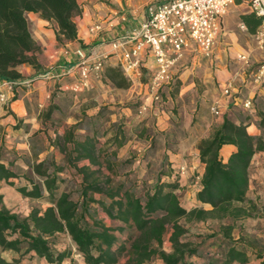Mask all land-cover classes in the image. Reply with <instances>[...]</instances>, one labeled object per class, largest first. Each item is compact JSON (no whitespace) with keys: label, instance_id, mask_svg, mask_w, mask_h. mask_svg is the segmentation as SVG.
<instances>
[{"label":"crops","instance_id":"crops-1","mask_svg":"<svg viewBox=\"0 0 264 264\" xmlns=\"http://www.w3.org/2000/svg\"><path fill=\"white\" fill-rule=\"evenodd\" d=\"M169 1L172 0H78L79 12L73 17L77 27L74 40L59 35L55 21L46 20L36 12H27L29 30L39 47L36 55L40 67L18 66L22 77L17 81L38 76L48 69L69 67L80 60L79 50L87 55L106 54L105 73L107 68L118 66L117 58L110 54L111 43L136 31L149 4ZM248 13L252 12L246 2L238 0L231 4L224 15L223 28L212 55L205 57L188 51L171 68L174 79L163 90L164 100L170 109L153 102L146 92V79L155 66L152 57L146 59L142 79L131 81L134 86L141 87L140 91L144 88L143 97L149 96L145 103L149 106L148 115L154 120L156 141L152 146L146 140L127 139L119 148L118 156L131 154L136 157L125 171H132L141 183L145 180L154 183L162 169L174 170L181 183L177 194L187 210L212 209L210 204L199 201V190L192 187L191 175L195 168L204 175L206 164L201 160V144L211 139L225 119L235 125H245L249 134L264 143V81H255V73L264 62V49L256 40L257 31L251 33L243 22L242 15ZM96 25L100 28L95 29ZM242 56H247L248 61ZM72 82V78L57 81L38 79L31 86L20 83L12 88H0V92L5 94V101H0V163L17 174V177L10 178L15 181L14 186L0 180V207L27 217L40 203L43 204L41 210L50 206L45 199L27 197L17 190V184L31 187L29 180L22 175L29 174L34 181L42 182L33 170L34 163L47 157L56 163L65 161L64 154L52 144L57 134L63 135L85 116L95 114L102 105L119 104L126 99L121 89L110 87L102 78L92 77L89 88L78 93L65 89ZM228 85L232 88L231 96L224 93ZM248 98L253 99L251 109L242 105ZM213 108H217L220 114H214ZM113 116L112 122L118 117L116 114ZM77 132L85 131L78 129ZM38 137L44 141L40 148L36 147ZM236 150L235 145L224 144L219 157L227 163ZM84 164L89 162L80 163ZM183 165L188 166L189 171L180 175L178 170ZM237 206L246 214L205 219L207 223L213 220L218 228H203L193 233L187 224V228L190 227L187 240L191 238L189 243L200 252V256H191L190 261L200 263L209 260L208 252L210 255L219 254V258L224 259L228 250L236 247L245 250L248 260L233 264L264 262V149L258 150L251 160L246 201ZM250 234L255 236L248 241L246 237ZM72 247L74 253L60 264H86L84 257L75 253ZM30 255L31 258L22 260L21 264H59L49 263L34 253Z\"/></svg>","mask_w":264,"mask_h":264},{"label":"trees","instance_id":"trees-1","mask_svg":"<svg viewBox=\"0 0 264 264\" xmlns=\"http://www.w3.org/2000/svg\"><path fill=\"white\" fill-rule=\"evenodd\" d=\"M27 12H36L46 20L55 21L59 35L65 39L77 38L73 17L79 12L78 0H0V80H19L22 74L17 67L23 64L40 67L36 55L39 47L29 30ZM242 19L251 33H255L262 23L261 17L254 13L244 14ZM100 78L110 87L128 88L131 83L119 66L107 68ZM141 105L142 102L139 108ZM106 109L103 107L95 114L85 116L63 135H56L52 144L64 154L63 165L47 157L33 165L42 182L29 180L31 187L17 184V190L23 195L45 199L50 206L44 210L34 209L24 218L0 207V252H14L12 261L0 257V264H21L22 260L31 258V253L49 263H62L71 251L56 253L50 241L51 237L61 233L70 237L76 253L84 257L86 264H118L119 256L128 249L127 264H146L153 257L160 258L164 264L247 262L245 250L236 247H231L224 259L219 258V254H207L209 260L200 263L190 261L191 256H200V252L191 243L182 241L187 228L180 220L192 222L245 214L237 204L246 201L249 166L254 154L264 149L263 141L249 134L245 125H235L225 119L211 139L203 141L200 147L201 160L206 166L198 199L201 203L210 204L212 209L187 210L177 194L181 187L179 175L172 169H162L157 180L141 191L136 188L141 183L140 179L135 176L133 181L132 171L124 172V178L118 180L116 186H112L110 177L106 176V181H103V176L97 175L102 169L117 173V168L127 169L135 161L118 164V150L127 141L121 127L106 142L101 143L98 139L96 120L102 118ZM78 129L85 132L78 133ZM224 144L237 147L227 163L219 157ZM82 161L89 164L80 165ZM94 166L97 168L93 169ZM68 168L80 177L77 200L72 192L62 189L59 184V181H66L59 175L69 172ZM15 177L16 173L0 163V180L14 186L15 181L10 178ZM92 194H100L101 198L97 199ZM99 210L120 225H106L97 218ZM125 227L137 234L129 235L123 244H119L118 232ZM169 228L172 229V251L166 252L162 245ZM126 243H130V248Z\"/></svg>","mask_w":264,"mask_h":264},{"label":"built area","instance_id":"built-area-1","mask_svg":"<svg viewBox=\"0 0 264 264\" xmlns=\"http://www.w3.org/2000/svg\"><path fill=\"white\" fill-rule=\"evenodd\" d=\"M238 0H172L169 2H154L146 7L145 18L136 31L125 39H117L111 43V55L118 60V66L124 75L132 82L144 76V64L147 57L154 60V69L146 79V88L151 100L157 104H165L163 97L164 87L170 85L174 79L171 68L184 57L188 51L196 55L210 57L214 46L223 28V18L228 7ZM246 2L252 13L261 17L255 37L264 49V0H240ZM245 27L244 25L242 26ZM100 28L99 25L95 29ZM80 60L75 64L62 69H48L38 76L27 78L23 81H0L1 87L12 88L15 84L23 83L31 86L38 79L60 80L72 78L73 82L66 85L65 89L78 93L89 88L91 78H100L107 59L106 54L87 55L82 50L78 51ZM248 61L247 56H242ZM255 81H264V62L255 73ZM227 96L232 95L231 85L224 89ZM0 101H5V94L0 92ZM245 109L253 107V99L242 102ZM144 102L139 112L148 110ZM216 115L220 114L213 108ZM189 171L188 166H181L180 175ZM191 185L202 188L203 176L194 169L191 175ZM208 254H210L208 252Z\"/></svg>","mask_w":264,"mask_h":264},{"label":"rangeland","instance_id":"rangeland-1","mask_svg":"<svg viewBox=\"0 0 264 264\" xmlns=\"http://www.w3.org/2000/svg\"><path fill=\"white\" fill-rule=\"evenodd\" d=\"M116 88H118V87H116ZM140 88H141L140 86H134V84L132 82L130 83L128 88H118V89H121L122 95L126 96V99H124V101L122 103L102 105L99 108V110H100L103 107H107V109L104 111L102 118L96 120V124H97V128H98V139L100 140L101 143L106 142V140H108V138H111L115 134L118 127H121L125 133L126 139H132V138L142 139V140L149 141L148 143H151L152 146L154 145V143L156 141L155 135H154V132H156L155 131V125L153 123L154 120L148 115L149 110H147L143 114H141L139 112L140 102H142V104H143L145 102V100L147 99V97H149V96L143 97L145 90L143 88L140 91ZM145 89H146V92H148V89L147 88H145ZM158 105H162L163 107L170 109V106H168V104H166V103L165 104H158ZM114 114H116V116H118V117L114 122H112ZM107 132H108V134H107ZM43 142L44 141L40 137H38L37 142H36V144H37L36 147H39V148L42 147ZM112 145H110V146H112ZM148 145L149 144H147V146ZM134 158H136V157L131 155V154L124 156V157H119L118 164L120 166L123 162H126L128 160H133ZM142 159H144V158H142ZM80 163L82 164L83 161ZM141 163H139V164H141ZM58 164L63 165L64 161L60 160L58 162ZM150 164H151V162H150ZM95 168H97V167L94 166L93 169H95ZM68 169H69V172L59 175L61 178L66 179L65 182L59 181V184H61L62 189L66 190L68 192H72L74 195V198L77 200L79 198L78 196H79V192H80V181H79L80 177L76 174V172L71 171L70 168H68ZM117 170H118L117 173L111 174L106 169H102L100 172H98L97 175L103 176V178H102L103 181H106V176L110 177V179L113 180L112 186H116V184H117L116 182L118 180H120L122 178V175L124 174V172H126L125 171L126 169H123V168L121 169V167L117 168ZM22 177H24L25 180H34L33 179L34 177L31 178L29 174H24V175H22ZM134 178H136V177L133 176V179H132L133 181H135ZM149 184H151V183H149L148 181L145 180L144 182L137 185L136 188L138 191H141L144 186H147ZM18 185H20V184H18ZM92 195L97 199L101 198L100 194H92ZM34 209H40V210L43 209V204L40 203L39 206L34 207ZM20 217L24 218L23 216H20ZM97 218L101 219L106 225H110V226L120 225L119 222L113 221L102 210L97 211ZM207 219H221V218H207ZM202 221L205 222V220L186 222L185 219H181L180 223L183 224L186 228H187V224H189L191 226V229H193V233H196L197 231H199L200 229H203V228H211V229L212 228L213 229L218 228V227H216L217 225L215 222H213V220H212V222H209V223H207V222L203 223ZM188 228H190V227H188ZM188 228H187V233H188ZM171 232H172V229L169 228L167 233L165 234L164 242L162 245L163 250H165L166 252L172 251V243L170 241ZM187 233L182 237V241H184V242H190L189 240L191 238L189 240H187V238H188ZM133 234L136 235L137 232L131 230V228H129V227H125V229L123 231L121 230L120 232H118V243L123 244L124 240H126V238L129 235H133ZM253 236H255V235L250 234V236L246 237V238L248 241H251L254 238ZM255 240H256V242H259V241H257V239H255ZM50 241H51L52 249L54 252L57 253V252H63V251H66V252L71 251V254L74 253V250L72 249L73 243L67 234H65V233L57 234V235L51 237ZM263 242H264V239H263ZM126 247L130 248V243H126ZM128 250L124 251V253L119 256V263L118 264H127L128 259H129V255H130ZM13 256H14V252H0V257L5 259L6 261H12L11 259H13ZM66 264H74V263L68 262ZM146 264H164V262H163V260H161L158 257H153Z\"/></svg>","mask_w":264,"mask_h":264}]
</instances>
